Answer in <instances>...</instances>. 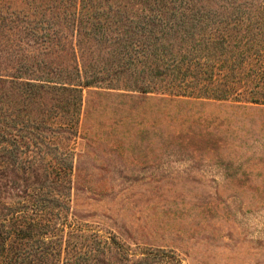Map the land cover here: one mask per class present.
<instances>
[{
  "label": "trees",
  "instance_id": "trees-1",
  "mask_svg": "<svg viewBox=\"0 0 264 264\" xmlns=\"http://www.w3.org/2000/svg\"><path fill=\"white\" fill-rule=\"evenodd\" d=\"M234 13L245 30L206 22ZM91 90L264 106V0H0V264H179L70 221L72 162L29 156L78 138Z\"/></svg>",
  "mask_w": 264,
  "mask_h": 264
},
{
  "label": "rangeland",
  "instance_id": "rangeland-1",
  "mask_svg": "<svg viewBox=\"0 0 264 264\" xmlns=\"http://www.w3.org/2000/svg\"><path fill=\"white\" fill-rule=\"evenodd\" d=\"M248 16L206 22L229 33L245 30ZM92 92L82 94L76 140L28 143L47 171L72 162L68 219L116 237L129 253L161 249L179 264H264V106H239L234 95L165 101Z\"/></svg>",
  "mask_w": 264,
  "mask_h": 264
}]
</instances>
